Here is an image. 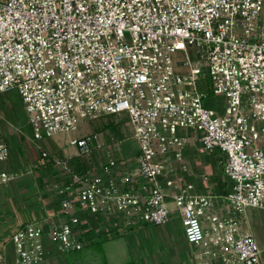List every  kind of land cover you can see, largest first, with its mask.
Instances as JSON below:
<instances>
[{
    "label": "built area",
    "instance_id": "1",
    "mask_svg": "<svg viewBox=\"0 0 264 264\" xmlns=\"http://www.w3.org/2000/svg\"><path fill=\"white\" fill-rule=\"evenodd\" d=\"M193 49L194 60L189 54ZM210 78L212 95L225 97L221 113L205 105L199 79ZM16 91L32 139L71 135L85 118L126 113L138 146L135 167L115 177L116 159L99 171L71 172L63 220H40L12 231L11 263L39 264L48 252L82 249L89 227L75 210L93 216L121 215L126 226L163 225L170 217L159 186L181 220L185 240L201 246L198 264L220 257L224 264H260L256 240L241 234L230 214L264 209V0H0V93ZM192 131L197 151L223 154L222 172L233 182L224 215L209 196L192 195L191 184H174L173 160ZM78 156L109 149L92 132L70 137ZM42 158L49 157L37 144ZM9 147L0 135V185L11 175L1 164ZM136 178L152 184L133 188Z\"/></svg>",
    "mask_w": 264,
    "mask_h": 264
},
{
    "label": "crops",
    "instance_id": "2",
    "mask_svg": "<svg viewBox=\"0 0 264 264\" xmlns=\"http://www.w3.org/2000/svg\"><path fill=\"white\" fill-rule=\"evenodd\" d=\"M102 117V116H101ZM112 119V117L107 116ZM115 121L102 125L97 123V129L92 132L100 134L102 142L111 147L121 143L117 137L120 127ZM98 121V120H97ZM117 134L113 133L112 131ZM182 132V135H185ZM130 133V130H129ZM63 134L44 139L43 149L49 157L42 158L31 141L17 134L22 152H14L6 168L7 161L1 167L11 175V179L0 185V220H24L12 231L22 225L40 220H63L60 202L69 198L71 191V177L54 159H66L71 172L99 176L107 184V176L99 169L111 158L116 159L115 177L123 172L131 171L135 167V156L138 152L137 143L132 154L94 150L85 156H78L79 150L68 145L71 136ZM186 146L180 161L173 160L174 171L170 178L174 184H191L192 195L209 196L214 201L213 213L224 215L227 210L225 196L232 190L230 182L222 172L219 162L211 154L199 156L198 145L191 136H186ZM34 141V140H33ZM61 142V143H60ZM115 153V154H114ZM8 170V171H7ZM159 186L166 196L174 190L165 186L164 180H159ZM142 185L152 189V184L142 178H136L133 188L142 193ZM167 197L168 208L172 210L169 220L163 225L136 223L126 226L121 215L93 216L88 212L75 210V215L81 220L82 227H89L88 242L80 250H75V256L67 260L64 257L49 253L47 258L39 264H198L196 256L203 251L201 246L189 244L184 237L179 214L174 211V205ZM239 224L241 234H250L256 240L260 264H264V209L248 208L243 214H230ZM10 232V233H11ZM9 236V235H8ZM8 238V237H7ZM50 243L44 240L46 247ZM0 255L11 263L14 258L7 251L5 244L0 242ZM207 264H224L220 257H206Z\"/></svg>",
    "mask_w": 264,
    "mask_h": 264
},
{
    "label": "rangeland",
    "instance_id": "3",
    "mask_svg": "<svg viewBox=\"0 0 264 264\" xmlns=\"http://www.w3.org/2000/svg\"><path fill=\"white\" fill-rule=\"evenodd\" d=\"M189 54L191 58L194 60L193 49L189 50ZM195 59L193 62H196ZM201 81V83H200ZM199 83L202 86L203 92L207 95V100H205V105L217 112L221 113L224 109L225 97L223 95L214 96L212 95V83L210 78H205L202 76L199 79ZM107 116L98 117L96 119H83L78 126V129L75 133L71 134V137L80 138L84 135L91 134L93 128L97 129V123H101L102 125L107 122H113L114 119H117V125L120 127V134L117 135L121 143L112 144L109 149L114 150V152L123 151L124 153L132 154L134 150L135 143L132 140H129L130 137V126L129 119L126 113H122L116 116ZM98 120V121H97ZM112 130H110L111 132ZM117 134L116 132L112 131ZM19 133V137L22 136L24 139L28 138L30 141L32 139L31 127L28 124L27 116L23 109V104L21 99L16 91H10L7 93H0V135L7 142L8 147L10 149L11 155H14V152H22V147L19 145L17 134ZM63 138H65V134H63ZM191 136L192 131H186L184 137ZM32 144L35 146L33 139ZM61 143V142H60ZM36 144L43 145L44 140L41 142H37ZM198 145V144H197ZM107 146V145H106ZM115 154V153H114ZM217 160L221 159V161L225 160V156L218 151L210 153ZM208 154H199V156H207ZM10 162L7 160L6 168H9ZM8 171V170H7ZM232 182V181H230ZM233 183V182H232ZM24 220H0V242L5 244V248L12 254L13 246L11 242H8V235H10L11 230L14 227H18L19 223H23ZM23 226V225H22ZM45 247L46 250L49 251L54 256L64 257L67 260L72 259L75 256V251H59L57 246L53 243H48Z\"/></svg>",
    "mask_w": 264,
    "mask_h": 264
}]
</instances>
